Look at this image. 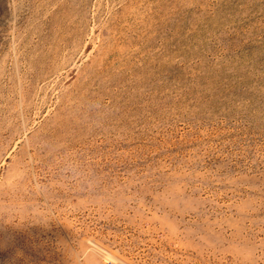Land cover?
Masks as SVG:
<instances>
[{
  "label": "rangeland",
  "instance_id": "374dc122",
  "mask_svg": "<svg viewBox=\"0 0 264 264\" xmlns=\"http://www.w3.org/2000/svg\"><path fill=\"white\" fill-rule=\"evenodd\" d=\"M0 264H264V0H0Z\"/></svg>",
  "mask_w": 264,
  "mask_h": 264
}]
</instances>
